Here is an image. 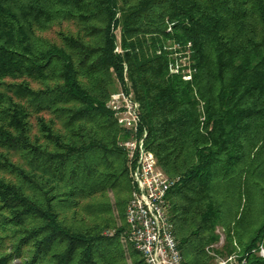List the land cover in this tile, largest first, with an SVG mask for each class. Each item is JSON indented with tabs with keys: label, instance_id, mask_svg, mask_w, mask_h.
<instances>
[{
	"label": "trees",
	"instance_id": "16d2710c",
	"mask_svg": "<svg viewBox=\"0 0 264 264\" xmlns=\"http://www.w3.org/2000/svg\"><path fill=\"white\" fill-rule=\"evenodd\" d=\"M168 42L191 45L190 80ZM124 70L176 179L181 264H213L218 226L220 255L264 264V0H0V264H144L122 243L131 185L106 108Z\"/></svg>",
	"mask_w": 264,
	"mask_h": 264
},
{
	"label": "built area",
	"instance_id": "2783aa9c",
	"mask_svg": "<svg viewBox=\"0 0 264 264\" xmlns=\"http://www.w3.org/2000/svg\"><path fill=\"white\" fill-rule=\"evenodd\" d=\"M116 34L118 39V30ZM164 49L169 53V74L181 75L183 80H190L191 45L170 43ZM115 52H120L119 46H116ZM115 88L109 95L106 108L124 134L118 147L125 153L131 185L130 198L125 208L127 232L123 241L132 245L144 264H181L167 201V194L176 179L163 173L154 155L145 147L146 133L140 131L139 104L134 98L125 70L122 81H116ZM216 233L219 236L217 243L207 248L214 264H248L249 255L241 254L238 248L228 255H220L218 252L224 248V236L219 230ZM111 234L106 232V235ZM250 255L264 259V238Z\"/></svg>",
	"mask_w": 264,
	"mask_h": 264
},
{
	"label": "rangeland",
	"instance_id": "374dc122",
	"mask_svg": "<svg viewBox=\"0 0 264 264\" xmlns=\"http://www.w3.org/2000/svg\"><path fill=\"white\" fill-rule=\"evenodd\" d=\"M168 45H170V43L168 42L167 43ZM115 89H117V88H115V84L113 85V88H112V90H111V92L110 93H112V92H114L115 91ZM117 91V90H116ZM117 225L119 226L120 225V222H117ZM217 230H219L220 231V233L224 236V230H222V228L220 227V226H218L217 227ZM217 234V233H216ZM122 243H123V246L125 247L126 246V243H124V241H122ZM9 243H8V241L7 240H4V244L2 245V247L0 248V253H3V252H5V251H7V249H8V245ZM224 245H225V243H224ZM224 256V255H223ZM213 264H214V262H213Z\"/></svg>",
	"mask_w": 264,
	"mask_h": 264
}]
</instances>
